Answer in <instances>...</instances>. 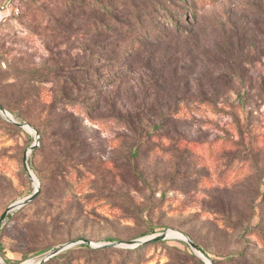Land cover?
<instances>
[{"label":"rangeland","instance_id":"374dc122","mask_svg":"<svg viewBox=\"0 0 264 264\" xmlns=\"http://www.w3.org/2000/svg\"><path fill=\"white\" fill-rule=\"evenodd\" d=\"M70 2L29 1L0 21V104L32 127L0 112V217L36 189L27 151L40 189L0 226V259L264 264V0H213L189 33L125 53L139 0H114L112 19ZM56 70L77 79L73 101ZM163 232L208 258L173 236L127 244Z\"/></svg>","mask_w":264,"mask_h":264},{"label":"trees","instance_id":"16d2710c","mask_svg":"<svg viewBox=\"0 0 264 264\" xmlns=\"http://www.w3.org/2000/svg\"><path fill=\"white\" fill-rule=\"evenodd\" d=\"M29 1L34 0H25L23 3L25 4ZM86 1L87 0H72V2H70L71 5L69 6V9H71V12H74L77 9L82 10V6L86 7L87 5H90L95 11L104 12L103 16L111 17L112 19L113 14L111 13L108 5L113 7L114 0H91L89 4H87ZM210 3H213V0H139V5L137 6L135 11V18L133 20H128L123 24L127 31V37L124 40L118 41V43L124 44L121 46V48L125 53L128 48L133 49L132 51H135L136 46H139L140 48L142 45L149 41L151 42L154 40H161L162 34L166 36L167 32H169L171 29L182 30L187 27L185 31L189 33V30H191V28L193 27L192 21H197L199 11H202V9L204 10V5ZM111 19L109 21H111ZM113 19L117 18L115 17ZM254 24L258 27V30L261 33H264V18L259 19ZM229 25L233 24L230 23ZM181 26H183L184 28H181ZM188 27L190 29H188ZM245 36H247V34L245 33V31H243V36H241L240 41L246 40ZM76 69L78 68L75 66L71 67V71ZM55 73L59 76V79L56 82L59 86L58 92L60 93L61 100L65 102L73 101V99H71V96L68 94L67 83L70 82L75 85V87H77V84L75 82V80L77 79L73 76L65 78L61 77L57 70L55 71ZM64 81V84L59 83ZM77 89H79V87ZM79 248L89 249L90 247L88 244L82 243L75 248H71L67 251L61 252L58 257H66L71 254L73 250ZM241 256H243V254L236 253L228 255L225 259L233 260Z\"/></svg>","mask_w":264,"mask_h":264},{"label":"water","instance_id":"95a60500","mask_svg":"<svg viewBox=\"0 0 264 264\" xmlns=\"http://www.w3.org/2000/svg\"><path fill=\"white\" fill-rule=\"evenodd\" d=\"M1 21V20H0ZM0 112L2 114H4L6 117H8L10 120H12L14 123L18 124L19 126H22V127H25L28 126L29 128L32 129L31 125L30 124H23L17 120H15L14 117H12V114L6 109L4 108L1 104H0ZM37 146V144H33L30 148V151H32L33 149H35ZM28 151L24 154V167L27 171V173L29 174V176L34 180L35 182V186H36V189L33 191L32 194H30L29 196L11 204L4 212L3 214L1 215L0 217V226L3 224L4 220L7 218L8 214L11 213L12 211L14 210H17L19 208H21L22 206L30 203L32 200H34L37 195L39 194L40 192V189H39V180L38 178L36 177V175L33 173V171L31 170L30 168V165H29V162H28ZM180 233L182 236H178V235H170L169 233H166V232H163L161 234H158V235H154L150 238H145V239H135V240H130L127 242V244H131V245H135V246H138L142 243H146V242H149V241H158V240H163V239H166L167 237H178L180 239H183L185 240L193 249L196 253H198V255L203 259L205 260V258H208L204 252V250L194 241L192 240L189 236H187L186 234L184 233H181V232H178ZM84 243L88 244V245H93V242L90 241L89 239H84L83 240ZM123 243L119 242V241H115V242H110V243H106V244H102L100 246H118ZM59 252V250H55L52 254H50L49 256H53L55 254H57ZM48 256V257H49ZM47 257V258H48ZM211 262V261H210ZM0 264H4V262L0 259Z\"/></svg>","mask_w":264,"mask_h":264},{"label":"built area","instance_id":"2783aa9c","mask_svg":"<svg viewBox=\"0 0 264 264\" xmlns=\"http://www.w3.org/2000/svg\"><path fill=\"white\" fill-rule=\"evenodd\" d=\"M25 0H5L0 4V20H5L22 13Z\"/></svg>","mask_w":264,"mask_h":264},{"label":"bare ground","instance_id":"6f19581e","mask_svg":"<svg viewBox=\"0 0 264 264\" xmlns=\"http://www.w3.org/2000/svg\"><path fill=\"white\" fill-rule=\"evenodd\" d=\"M180 236H182V235H180ZM205 259H207V258H205Z\"/></svg>","mask_w":264,"mask_h":264}]
</instances>
